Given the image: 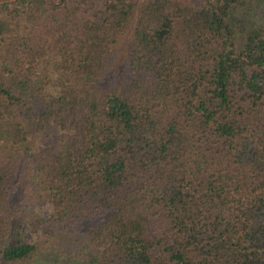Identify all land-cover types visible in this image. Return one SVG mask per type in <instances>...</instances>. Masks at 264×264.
<instances>
[{"label":"trees","instance_id":"trees-1","mask_svg":"<svg viewBox=\"0 0 264 264\" xmlns=\"http://www.w3.org/2000/svg\"><path fill=\"white\" fill-rule=\"evenodd\" d=\"M0 264H264V0H0Z\"/></svg>","mask_w":264,"mask_h":264},{"label":"rangeland","instance_id":"rangeland-1","mask_svg":"<svg viewBox=\"0 0 264 264\" xmlns=\"http://www.w3.org/2000/svg\"><path fill=\"white\" fill-rule=\"evenodd\" d=\"M38 211L43 214L44 216H48L51 212V205L49 203H43L40 204L39 206H37ZM26 232V236L31 240V241H35L36 238H38V236H35L34 234H32L28 228H26L25 230ZM63 237H58V240L61 241Z\"/></svg>","mask_w":264,"mask_h":264}]
</instances>
